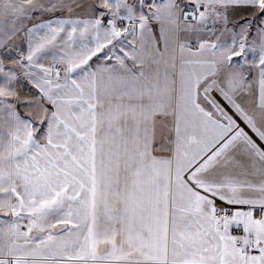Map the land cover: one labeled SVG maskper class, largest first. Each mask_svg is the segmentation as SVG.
I'll list each match as a JSON object with an SVG mask.
<instances>
[{"label": "snow or ice", "instance_id": "snow-or-ice-1", "mask_svg": "<svg viewBox=\"0 0 264 264\" xmlns=\"http://www.w3.org/2000/svg\"><path fill=\"white\" fill-rule=\"evenodd\" d=\"M0 264H264V0H0Z\"/></svg>", "mask_w": 264, "mask_h": 264}, {"label": "crops", "instance_id": "crops-1", "mask_svg": "<svg viewBox=\"0 0 264 264\" xmlns=\"http://www.w3.org/2000/svg\"><path fill=\"white\" fill-rule=\"evenodd\" d=\"M57 15H60V14L58 13ZM47 17H48V14H47V13H40V14H37V15L34 17L33 22L39 21V20H41V19H45V20H46ZM29 26H31V25L29 24ZM22 41H23V33H21V34H20V37H19L16 41H14V43H16V44L19 46V48H20L21 50L24 49V44H23ZM6 65L11 66V62H10V61H6ZM20 91H21V95H22V96L28 94V89H27V88H21ZM25 111H26L25 109H21V112H22V113H24Z\"/></svg>", "mask_w": 264, "mask_h": 264}]
</instances>
